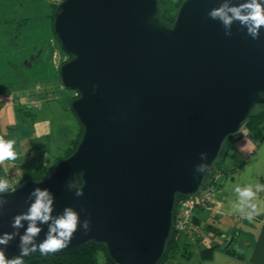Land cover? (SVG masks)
Here are the masks:
<instances>
[{"label": "water", "instance_id": "95a60500", "mask_svg": "<svg viewBox=\"0 0 264 264\" xmlns=\"http://www.w3.org/2000/svg\"><path fill=\"white\" fill-rule=\"evenodd\" d=\"M225 2L246 0H182L170 25L158 0L56 3L53 31L69 55L58 75L76 92L69 109L82 133L45 178L0 193V236L15 234L0 245L6 261L20 255L29 224L15 229L13 219L40 188L54 197L53 219L37 221L34 244L66 208L79 218L71 242L48 253L95 243L115 264L161 263L177 197L201 192L226 140L264 108V27L255 40L239 21L226 29L208 16Z\"/></svg>", "mask_w": 264, "mask_h": 264}, {"label": "crops", "instance_id": "0c3cea01", "mask_svg": "<svg viewBox=\"0 0 264 264\" xmlns=\"http://www.w3.org/2000/svg\"><path fill=\"white\" fill-rule=\"evenodd\" d=\"M54 4V0H0V137L14 140L18 153L16 160L0 164V175L21 178L50 165L74 143L79 130L67 104L73 95L65 93L60 103L56 102L59 98L53 80L59 78V66L51 59L56 47L52 44L56 42ZM30 56H34L31 70H22L20 63ZM39 99H43L41 106L37 104ZM19 119L23 122L18 125ZM41 121L49 123L50 134L35 136L34 129ZM43 135H51V143L58 150L51 158L50 152L39 153L35 146L27 149L22 145L23 140ZM220 164L215 189L221 202L220 217L217 220L206 210L195 212L203 233L195 243L182 238L190 251L186 259L195 258L199 264H264V138L246 131L229 146ZM237 187H250L254 197L242 202ZM252 205H256L255 210ZM249 214L252 219L247 218ZM212 247L210 258L203 259L202 250Z\"/></svg>", "mask_w": 264, "mask_h": 264}, {"label": "clouds", "instance_id": "9594fccd", "mask_svg": "<svg viewBox=\"0 0 264 264\" xmlns=\"http://www.w3.org/2000/svg\"><path fill=\"white\" fill-rule=\"evenodd\" d=\"M208 16L213 19H219L226 29H230L233 21H239L242 26L247 27V34L254 40L259 39V30L264 27V3L261 0H246V2L238 6H229L227 2L223 3L219 8L213 9L208 13ZM226 35H231L228 31ZM264 94V93H262ZM14 140H5L0 137V164L5 161H14L18 158V153L14 150ZM69 187H76V195L82 196L83 192L76 186L70 183ZM8 189L6 180L0 179V193H4ZM241 201L251 200L254 193L250 187L236 188ZM31 196L35 197V201L31 204L27 213L20 214L14 217L12 227L19 229L22 227V221H28V227L20 242V255L9 260H5L4 251L0 250V264H22L21 257L28 255L39 249L42 253L53 252L66 247L72 240L74 233L78 228V214L71 208H66L64 214L55 218L52 224H49V231L44 241L36 245L33 243L34 238L41 232V228L37 227V221L41 223H48L52 218V205L54 197L47 190L36 188ZM6 201L0 200V205ZM255 210L256 205H252ZM252 219V215L247 216ZM85 233L89 229V222L85 220L82 224ZM14 233H5L0 236V245L7 244L14 238ZM28 245H32L31 248Z\"/></svg>", "mask_w": 264, "mask_h": 264}, {"label": "trees", "instance_id": "16d2710c", "mask_svg": "<svg viewBox=\"0 0 264 264\" xmlns=\"http://www.w3.org/2000/svg\"><path fill=\"white\" fill-rule=\"evenodd\" d=\"M181 2L182 0H177V1L158 0L161 18L169 25L173 23L177 9ZM55 8H56V4L53 5V17H54ZM66 55L69 58V55L68 54ZM75 96H76V92L70 98V100ZM247 131L258 137L264 138V108H257L252 113L251 117L248 119L247 122ZM81 133H82V128L79 125V130L76 134L75 141L70 147L64 149L59 156L54 158V160L50 163V165L27 172L23 174L21 178L17 176L18 180L20 182H23L27 179L41 180L45 178L52 166H54L61 159L69 156L74 151L81 137ZM241 136L242 134L231 136L226 140L223 152L221 156L218 158L216 164L214 165L210 175H212L215 172H221L219 168V164L221 160L225 156L229 146ZM183 197L185 196L179 195L176 199V203L178 202L179 199ZM183 237L186 238L183 235L176 236V234L173 233L172 231L171 237L166 247V251L164 253V256L160 264H179V258H189L190 251L189 248L187 247V243L185 244L182 241ZM212 250L213 247L202 250L201 252L202 258L203 259L210 258ZM22 264H115V263L108 256L106 249L103 245H99L95 243H86L79 247L62 252L30 254L22 259Z\"/></svg>", "mask_w": 264, "mask_h": 264}, {"label": "built area", "instance_id": "2783aa9c", "mask_svg": "<svg viewBox=\"0 0 264 264\" xmlns=\"http://www.w3.org/2000/svg\"><path fill=\"white\" fill-rule=\"evenodd\" d=\"M59 1L60 0H54V3L56 4ZM64 56L63 61L68 58L67 55ZM42 101L43 99H39L37 101L38 106H41ZM220 175L221 172L213 173L205 181L201 192L195 195L185 196L178 200L172 224V231L176 234V236L183 235L189 241L194 243L201 239L203 227L196 220L195 212L197 210H206L213 218L217 220L219 219L221 213V202L215 196V189L219 182ZM0 179L7 181V190H10L22 183L16 176L6 173L1 174ZM238 218L243 217L241 216Z\"/></svg>", "mask_w": 264, "mask_h": 264}, {"label": "rangeland", "instance_id": "374dc122", "mask_svg": "<svg viewBox=\"0 0 264 264\" xmlns=\"http://www.w3.org/2000/svg\"><path fill=\"white\" fill-rule=\"evenodd\" d=\"M52 44H54L56 47L54 49H52L51 59H53V62L56 60L57 62L55 61V64L57 63L58 64L57 66L60 67V65L64 61H66V60L63 61V58L65 57L64 55H66V54L61 50L57 39H56V42H53ZM20 67H21L22 70H28V71L31 70L30 66L26 65L24 60L20 63ZM53 82L56 85V87H55L56 96H58L57 98H59L56 101L57 103H60L59 101L62 99V96L65 93H70V94L74 95L75 91L64 88L62 86L59 78H55V80H53ZM30 84H31V86H33V82H31ZM36 91L39 92V90H36ZM56 102H54V103H56ZM42 104H43V102H42ZM67 104H68V108H69V103H67ZM23 116H24V114H23ZM59 117H60V113H59ZM61 117L62 118H65V116L63 115V113H61ZM21 119H19L17 121V124L18 125L23 122ZM49 129H50L49 123L47 121H41V122L37 123L36 128L34 129V130H36V132H34V135L36 134L35 136H38L39 134H43V133L50 134V130ZM53 131L55 132L54 134L56 136L57 135L56 129L53 128ZM61 140H62V138H60V141ZM32 143L34 145H32ZM22 145H23L24 148H27V149L30 148V147H33L34 148V146H35V147H37L39 153H42V152H50L48 158H51L52 157V154L55 155L56 154L55 152L58 151L53 146V144L51 143V135L49 137H44V135H43L39 139H34L33 138L31 140H23L22 141ZM220 165L221 164H219V168H220ZM179 264H199V263H198L197 259H195V258L194 259H191V260L190 259H186V258H179Z\"/></svg>", "mask_w": 264, "mask_h": 264}]
</instances>
